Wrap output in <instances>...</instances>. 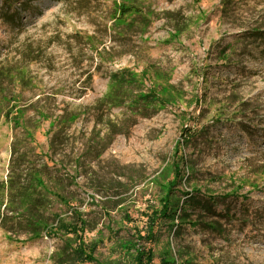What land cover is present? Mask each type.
<instances>
[{"label": "rangeland", "instance_id": "1", "mask_svg": "<svg viewBox=\"0 0 264 264\" xmlns=\"http://www.w3.org/2000/svg\"><path fill=\"white\" fill-rule=\"evenodd\" d=\"M125 2L137 9L126 20ZM255 30L264 0H0V264H55L68 238L32 239L8 211L10 185L30 186L32 172L65 201L34 190L50 225L56 215L78 222L76 208L96 257L131 264L121 244L146 233L175 166L174 190L217 202L188 208L180 234L160 221L157 239L139 243L155 262L171 248L178 264H264ZM117 71L135 82L116 87ZM186 128L196 131L189 143Z\"/></svg>", "mask_w": 264, "mask_h": 264}, {"label": "trees", "instance_id": "2", "mask_svg": "<svg viewBox=\"0 0 264 264\" xmlns=\"http://www.w3.org/2000/svg\"><path fill=\"white\" fill-rule=\"evenodd\" d=\"M126 4H121L119 11L122 12L121 17L127 19L128 16L135 14L137 11L136 5L125 2ZM125 19V20H126ZM255 36L261 37L264 35V32L260 30H255ZM130 77V78H129ZM132 74L122 73V71H117L112 74V80L116 87L122 88L125 85H130L134 83ZM142 98H149L145 95ZM137 101V100H135ZM16 125L19 123L14 121ZM195 130L191 128H186L184 131L183 139L184 143H189L195 135ZM27 169V168H25ZM176 173L175 178L168 187H163L164 194L160 199V205L156 209H152L151 213L147 215L150 220V224L145 230V234H142L141 231H137V235L133 236L132 240L123 242L122 248L126 255L130 257L131 264H178V260L170 248L164 255H162L160 262H155L156 254L151 248H145L139 243L143 240L144 242H152L156 240L155 227L160 221H169L171 228L177 227V234H180L179 229H181L184 223H191V216L188 213V208L199 206L204 211L210 212L211 207L216 204L217 197L210 196L206 194H200L198 190L192 192H181L180 190H174L177 181L179 180V169L175 166ZM12 172L14 170L12 169ZM28 175V174H26ZM32 178L30 186H20V185H10V197L8 200V211L15 213L17 217L23 218L26 223L28 231L32 234V239H37L41 237L44 233L46 235H55L58 232H61L65 237L64 245L59 252L54 256L55 264H122L120 260L113 261H100L95 252L99 246V242H86L84 238V233L88 229V223L85 219H81V212L73 208L74 214L78 217V222H67L59 216H55V219L58 220L56 226H52L48 222V218L44 216L42 209L45 206L44 200L41 197L34 194L36 188L42 187L46 194L55 195L59 198L60 201L65 203L62 197L59 194L52 193L47 190L45 186H42V179L39 171L32 172L29 174ZM194 193L200 194L203 198L201 200L197 196H193ZM181 196H185L186 199L181 201ZM4 216L0 213V221ZM177 224H175V222ZM198 221V225L204 224L206 227L211 229H216V224L214 222L205 223ZM213 225V226H212ZM175 231V232H176ZM71 235V236H69ZM191 259L186 261V264H191Z\"/></svg>", "mask_w": 264, "mask_h": 264}]
</instances>
